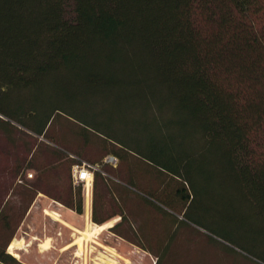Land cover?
I'll return each instance as SVG.
<instances>
[{"label": "trees", "instance_id": "trees-1", "mask_svg": "<svg viewBox=\"0 0 264 264\" xmlns=\"http://www.w3.org/2000/svg\"><path fill=\"white\" fill-rule=\"evenodd\" d=\"M0 115L54 145L51 172L82 162L49 135L60 118L85 143L93 134L108 144L121 165L94 173L97 225L128 223L133 196L180 213L186 184L207 172L231 180L264 234V0H0ZM31 169L39 176L22 193L32 202L46 169ZM82 191L69 179L55 200L82 215ZM0 222L12 229L7 214ZM128 225L132 243L164 264L175 226L166 239ZM9 242L0 264L19 263ZM236 246L264 264V243L260 254Z\"/></svg>", "mask_w": 264, "mask_h": 264}, {"label": "rangeland", "instance_id": "rangeland-1", "mask_svg": "<svg viewBox=\"0 0 264 264\" xmlns=\"http://www.w3.org/2000/svg\"><path fill=\"white\" fill-rule=\"evenodd\" d=\"M0 118L9 121L4 116L0 115ZM12 125L0 124V213L7 214L12 224V229L7 231L0 222V249L9 240L11 243L16 240L22 242L21 245L17 243L18 247L14 249L18 256L9 251L10 246L6 248L7 253L20 264H156L154 255L130 240L133 233L128 228L129 222L135 229L147 227L143 229L145 234L157 236L162 233L166 239L169 238L170 228L175 226V236L168 247V251L171 250L164 264H261L256 257L236 246L246 247L248 252L254 254L262 251L260 247L264 243V234L249 203L241 207V203L245 202L231 180L208 179L207 172L191 179L192 187L186 184L191 198L186 209L180 213L168 207L170 202L165 200L156 202L163 211L160 215L133 196L129 200L128 223L114 230L112 228L121 222V217L115 218L112 227L95 237L101 245L90 241L82 249L74 245L64 250L79 235L75 228L74 231L65 228L48 216L46 211L56 212L67 220L74 215L78 230H85L87 219L91 227L97 224L92 221L91 215L86 218L85 209L82 215L72 214L55 200L66 193L69 179L66 170L61 171L58 179L49 170L54 145L43 138L37 140L32 134L20 132L18 129L25 130L14 122ZM79 131L78 126L60 118L51 126L49 135L67 145L73 152L70 157L75 162H95L98 167L104 168L107 156L104 146L110 148L108 144L93 134L87 135L89 141L85 143V137L80 136ZM37 144L38 150L35 152ZM120 165L117 169H120ZM35 166L44 167L46 171L41 185L43 192L34 195L31 202L33 193L28 199L22 190L29 189V185L34 186L39 176L31 169ZM156 214L160 215L159 222L155 219ZM174 216L178 218L176 223ZM118 232L129 238L120 236Z\"/></svg>", "mask_w": 264, "mask_h": 264}, {"label": "built area", "instance_id": "built-area-1", "mask_svg": "<svg viewBox=\"0 0 264 264\" xmlns=\"http://www.w3.org/2000/svg\"><path fill=\"white\" fill-rule=\"evenodd\" d=\"M104 163L116 168L119 164V159L115 156H107ZM100 167L97 164H90L87 162L76 163L71 169V181L74 187L82 186L84 193V209L86 210V218L92 213L93 201V186L94 173L99 171ZM33 175L30 174V178Z\"/></svg>", "mask_w": 264, "mask_h": 264}, {"label": "bare ground", "instance_id": "bare-ground-1", "mask_svg": "<svg viewBox=\"0 0 264 264\" xmlns=\"http://www.w3.org/2000/svg\"><path fill=\"white\" fill-rule=\"evenodd\" d=\"M46 214L50 217H52L54 220L60 222V223H65L57 214L55 213H52L50 211H46ZM89 217V216H88ZM87 224H86V228L85 230H78V229H74L75 232L79 235L77 237V239L75 240L74 243L70 244L69 246H67L66 248H64V250H67L69 249L70 247L74 246V245H78L79 246V249H82L84 244L87 243V242H95L99 245H101L100 243H98L96 240H95V237L97 235H101L104 231H106L108 228L112 227L113 223L116 221L113 220V221H110L108 223H105L103 225H96L94 227H91L90 224H89V219H87ZM75 233V234H76ZM19 244L21 245L22 242L16 240V241H13L11 244H10V247H9V251L15 255V256H18V254L15 252V248H17L18 246L16 244ZM45 245V244H44ZM17 246V247H16ZM18 249H21L18 248ZM47 249V248H46ZM81 255V254H80Z\"/></svg>", "mask_w": 264, "mask_h": 264}, {"label": "crops", "instance_id": "crops-1", "mask_svg": "<svg viewBox=\"0 0 264 264\" xmlns=\"http://www.w3.org/2000/svg\"><path fill=\"white\" fill-rule=\"evenodd\" d=\"M34 170V169H33ZM67 170V169H66ZM35 171V170H34ZM62 171V170H61ZM61 171L60 170H56L55 172H53L54 173V175L55 176H60V174H61ZM66 173H67V179H70V181H71V171H66ZM59 178V177H58ZM71 183H72V181H71ZM72 186H73V184H72ZM74 187V186H73ZM41 193V192H40ZM39 193V194H40ZM63 205V204H62ZM64 206V205H63ZM65 207V206H64ZM67 210H69L72 214H76V212H74L73 210H71V209H69V208H67V207H65ZM51 212V211H50ZM52 213H55V214H57L58 216H59V214L58 213H56V212H52ZM77 215V214H76ZM73 216V217H72ZM71 217H70V220H67V219H64V218H61L60 216V218L65 222V223H61L62 224V226H64L65 228H69V229H72L73 230V228H75V229H78V227H76V225L74 224V215H72ZM89 217H90V215H89ZM56 222H58V221H56ZM60 223V222H59ZM74 231V230H73ZM69 246V245H68ZM67 247V246H66ZM65 247V248H66Z\"/></svg>", "mask_w": 264, "mask_h": 264}]
</instances>
